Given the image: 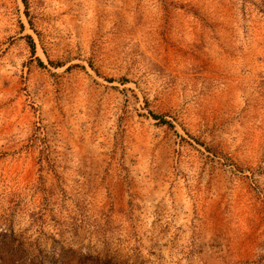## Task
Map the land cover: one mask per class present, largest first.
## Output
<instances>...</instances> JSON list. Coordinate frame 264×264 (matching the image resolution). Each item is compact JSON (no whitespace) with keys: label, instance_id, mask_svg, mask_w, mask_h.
<instances>
[{"label":"rangeland","instance_id":"374dc122","mask_svg":"<svg viewBox=\"0 0 264 264\" xmlns=\"http://www.w3.org/2000/svg\"><path fill=\"white\" fill-rule=\"evenodd\" d=\"M0 264H264V0H0Z\"/></svg>","mask_w":264,"mask_h":264}]
</instances>
